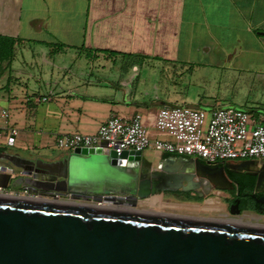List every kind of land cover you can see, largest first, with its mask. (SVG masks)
<instances>
[{"label": "crops", "instance_id": "0c3cea01", "mask_svg": "<svg viewBox=\"0 0 264 264\" xmlns=\"http://www.w3.org/2000/svg\"><path fill=\"white\" fill-rule=\"evenodd\" d=\"M0 36L17 41L10 65L0 68V75L5 73L0 89L39 61V74L48 80L32 79L49 90L46 95L25 94L23 102L13 105L49 103L41 108L36 131L20 113L10 123L8 116L0 118L4 168V153L60 160L62 153L45 151L56 136L94 134L112 115L151 116L162 106L205 112L230 108L223 104L227 98L222 90L236 84L264 46V0H0ZM17 55L21 65L11 70ZM99 59L108 65H88ZM8 128L16 131L11 146L5 144ZM152 153L154 160L166 157ZM212 194L221 198L217 190ZM162 200L155 195L136 209L193 217L181 210L198 209L191 201L201 200L199 208L218 212L205 195L167 204Z\"/></svg>", "mask_w": 264, "mask_h": 264}, {"label": "water", "instance_id": "95a60500", "mask_svg": "<svg viewBox=\"0 0 264 264\" xmlns=\"http://www.w3.org/2000/svg\"><path fill=\"white\" fill-rule=\"evenodd\" d=\"M62 154L44 162L2 155L0 189L20 186L26 196L0 195V264H264L262 227L135 208L158 193L193 192L207 181L225 190L227 162L148 161L131 152L116 159L101 146ZM56 195L88 203L52 200ZM256 203L264 206V197Z\"/></svg>", "mask_w": 264, "mask_h": 264}, {"label": "built area", "instance_id": "2783aa9c", "mask_svg": "<svg viewBox=\"0 0 264 264\" xmlns=\"http://www.w3.org/2000/svg\"><path fill=\"white\" fill-rule=\"evenodd\" d=\"M0 118L6 120L7 113L2 111ZM15 135L13 128L7 129V146L12 145ZM54 146L65 154L101 146L116 159L122 152L142 156L144 150H150L160 155L198 159L209 165L248 159L264 162V118L257 120L241 109L205 112L162 106L151 116L136 113L124 119L112 115L91 135L60 134L55 137ZM2 194L26 196L23 189L19 193L0 189Z\"/></svg>", "mask_w": 264, "mask_h": 264}, {"label": "rangeland", "instance_id": "374dc122", "mask_svg": "<svg viewBox=\"0 0 264 264\" xmlns=\"http://www.w3.org/2000/svg\"><path fill=\"white\" fill-rule=\"evenodd\" d=\"M21 58L17 55L16 60L13 64H11V70H15L21 64ZM23 60H27V58H23ZM85 60V59H84ZM38 61V60H37ZM83 61V59H81ZM121 64H124V61H121ZM88 65L93 66H100V65H108L103 60L99 59L95 62H90ZM41 62H37V65H32L31 69L24 70V74L22 73L21 77L18 80H12L8 85L0 89V109H4L7 113L8 119L7 123H10L13 117L17 114H21L22 118L25 121L31 123V129L37 130V124L40 122L39 118L42 117L41 108L48 106L49 103L40 104V105H33V104H26L22 103L21 107L18 109V106H13L15 103L16 105L18 102H23L24 95H30L31 93H39L46 95L49 93V90L45 88L41 83H46L48 80V75L44 73L39 74L40 67H42ZM2 80L4 81L5 73L0 75ZM11 76V75H10ZM40 79L41 83L33 81V79ZM239 80L236 82L234 86H229V88L222 90L224 92L225 103L231 109H241L246 112L249 111V115L252 118H256L257 120H261L264 118V46L262 49L257 53L253 54L252 61L249 60L248 68L239 75ZM241 80V81H240ZM18 83H13L17 82ZM10 94V96H9ZM14 95L17 97V100L14 102L11 97ZM47 154H57L60 152L58 149L55 148L54 144H50L45 149ZM142 157L148 161H153V153L150 150H144L142 152ZM212 199L211 207H215L214 209H218V213L222 211V199L217 197L216 195L212 194L208 196ZM163 202L165 204L171 203L174 201H185L184 198H172L170 196H162ZM171 201V202H169ZM190 202V201H189ZM192 205H197L198 209L194 208H183L181 210L182 213L186 215L193 214V217H201V218H212L215 216L214 214L217 212H211V210H202L199 208L200 206L204 205V202L201 200L199 201H191ZM214 202V203H213ZM144 203L143 200L139 201L138 205ZM190 206V205H189ZM211 208V209H213ZM144 211L155 212L148 208H141ZM159 213V212H157ZM191 217V216H190Z\"/></svg>", "mask_w": 264, "mask_h": 264}, {"label": "flooded vegetation", "instance_id": "af4514ba", "mask_svg": "<svg viewBox=\"0 0 264 264\" xmlns=\"http://www.w3.org/2000/svg\"><path fill=\"white\" fill-rule=\"evenodd\" d=\"M243 161H249V159ZM253 161L255 162V160ZM237 162L238 161L227 162L226 164L231 165V168L223 169V175L228 182V185L222 182V186L226 188L225 190L219 191L223 203L222 211L215 213V216H213L212 219H221L222 221L229 223L264 228V206L256 203V199L264 197V162L256 161L257 163L255 166L248 167L243 171L237 170L235 167ZM221 164H215L212 166H220ZM248 180L252 181L250 191L241 193L237 188L238 184L244 183ZM218 182L219 181H207L198 186L194 192H182L181 189L178 188L174 192L165 191L158 194L161 196H170L174 199L191 196L197 199L202 195L209 196L211 193L215 192L216 190H213V187L217 185ZM40 193V191H37L38 199H42V196H39ZM51 199L54 201H67L78 204L88 203L83 202L80 198L69 200L60 195L53 196ZM138 203L139 201L136 202L135 208L138 206Z\"/></svg>", "mask_w": 264, "mask_h": 264}, {"label": "trees", "instance_id": "16d2710c", "mask_svg": "<svg viewBox=\"0 0 264 264\" xmlns=\"http://www.w3.org/2000/svg\"><path fill=\"white\" fill-rule=\"evenodd\" d=\"M16 42L17 41L13 39L0 36V68L2 67V65L4 67H8L10 65L13 57V48ZM247 113L249 114V111ZM251 185L252 181L248 180L244 183H239L237 188L242 193L245 191H250Z\"/></svg>", "mask_w": 264, "mask_h": 264}, {"label": "bare ground", "instance_id": "6f19581e", "mask_svg": "<svg viewBox=\"0 0 264 264\" xmlns=\"http://www.w3.org/2000/svg\"><path fill=\"white\" fill-rule=\"evenodd\" d=\"M214 203V202H213Z\"/></svg>", "mask_w": 264, "mask_h": 264}]
</instances>
